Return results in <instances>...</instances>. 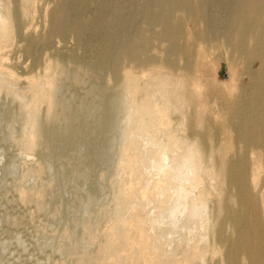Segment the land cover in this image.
Segmentation results:
<instances>
[{
	"label": "bare ground",
	"instance_id": "1",
	"mask_svg": "<svg viewBox=\"0 0 264 264\" xmlns=\"http://www.w3.org/2000/svg\"><path fill=\"white\" fill-rule=\"evenodd\" d=\"M216 1L228 17L219 27ZM123 2L118 56L104 75L85 69L90 87L109 84L114 63L140 71L126 67L115 90L98 89L102 107L84 127L77 120L89 113L78 117L49 65L34 76L10 62L8 48L29 36L34 0H0V264H264V0ZM64 16L52 20L55 35L83 30ZM209 43L241 59L250 79L212 89L213 102ZM18 122L26 127L16 132ZM119 128L128 133L113 164L114 212L80 210L95 182L84 173L78 184V137L89 133L87 155L104 160L112 145L100 133Z\"/></svg>",
	"mask_w": 264,
	"mask_h": 264
},
{
	"label": "rangeland",
	"instance_id": "2",
	"mask_svg": "<svg viewBox=\"0 0 264 264\" xmlns=\"http://www.w3.org/2000/svg\"><path fill=\"white\" fill-rule=\"evenodd\" d=\"M101 1L104 3H102ZM115 5H116V10L114 8ZM124 5H125V2H123V0H34V10L35 11L33 10L34 12L32 13V19H31L32 28L30 29L31 31L29 30L30 32L28 31V35H29L28 38H25L22 42L18 44H16L15 42L14 45L9 47L7 51L9 58H11L10 62L12 61V63L15 62L14 64H18V66L20 67L19 70L25 69L26 71L32 72L31 75L37 76L38 74L42 72V70L45 68L46 65H49V73L51 75L54 74L56 77L54 79L55 84H57L59 87L61 86V89L58 90V92L62 93L64 92L62 90H65V92L67 93L65 95L67 97L69 96L68 98L71 99L70 101L73 105V108L75 110L78 109L77 111H80L77 113L78 115L83 113L82 116H84L85 112H87V114L89 113L90 116L92 115L91 117H89V114H88V117L85 118L87 116V114L85 113L86 115L84 118L86 120L81 118L82 117L81 115L78 116L82 120L79 119L77 121H79V123L82 121V124L83 125L85 124L84 127H89L88 126L89 124L94 123L93 122L95 119L94 115H97L99 113L98 110H100L102 107L101 105L100 106L97 105V102L99 101V97H100L99 93L103 92L107 86H110L111 88L113 87V89L115 90L116 87L119 85L118 81L121 79L120 78L121 77L120 75L122 74L121 72L126 67L127 68H129V66L134 67V71L136 72L140 71L139 68L135 67L134 65H130L127 62H119L118 64L113 62L115 65L119 67L118 74L113 76L114 79L113 77H111L109 84H107L105 81L102 80L101 81L102 83L101 82L96 83L95 86L90 87V85L93 84V82L91 81L92 79L88 77L89 76L87 74L88 71L85 69L86 67L88 70L96 71L93 73L97 75L98 74L104 75L107 72V65H108L107 62L110 60V57L116 55V53L117 55L114 57L118 56L119 54V52L117 51L118 50L117 47L119 45L118 44L119 43V37H118L119 32L118 31L120 27L117 22L118 21L117 15H118V10L121 8V6L123 8ZM212 6L213 7H211V12H210L211 25L212 26L214 25V27L222 26L227 21V18H228L226 16L227 14L225 13V9L223 12L220 7V4L217 3V1ZM133 9H136V8L133 7ZM58 13L65 15L64 18L68 20L70 23L78 21L82 27L84 26L83 30L81 29L82 32L80 31L77 34L74 31L69 30L64 35H61V36L55 35V33L51 31V27H52V20L55 18L56 14ZM125 25H128V23H125ZM50 33L52 34V36L49 37V35H51ZM45 37L47 39H45ZM42 39L45 41V44L41 43ZM212 44L209 43L205 45V48L212 50V51L210 50L211 51L210 55H209V50H208L207 56L209 58L208 60L211 62L210 63V66H211L210 67V73H211L210 77L212 80L211 82H214V83L211 84L209 80L205 84V87L207 88L206 93L208 96V100L210 102H213L214 100L213 90L215 88H223V86H226L230 84L231 82L236 83V84L242 83L245 85L250 83L249 76H247V74H245L243 71L242 60L239 59L236 55L228 53L224 49L223 46H221L222 47L221 49L220 46H214ZM153 45L155 46H153L152 50L153 51L158 50L154 52H156V54H158L159 56H163L162 55L163 53L161 52L162 50L161 46L158 44H153ZM211 46H213V48ZM223 49L224 51L227 52V54L223 51ZM26 52H29L31 56H28ZM159 53H161V55ZM71 56H74V57H71ZM69 58H71V60H69ZM72 58H74L75 60L74 59L72 60ZM73 62H79V64H81V68L77 69L75 67V64H73ZM125 63L127 65H125ZM56 64L59 67H58V70L55 72L54 65ZM76 71H78V73ZM76 75L79 77H76ZM231 76L232 77L234 76L235 78L233 77V79L235 80L232 81ZM214 78L216 80H214ZM68 81L70 83H68ZM217 81L219 83H216ZM63 82H64V85H62ZM65 82L66 84L68 83L67 86ZM219 84L221 87L219 86ZM68 85L70 86L68 87ZM96 85H97V89H96ZM212 85L213 86L215 85V87H212ZM87 93L88 94L90 93V95H87ZM114 93L117 94L116 91ZM92 96L93 98H96V100L93 99ZM72 97H74V99H72ZM75 99H76V103L74 101ZM81 103H84V104H81ZM93 103H96V104L92 105ZM82 105L84 106V108H82L83 107ZM85 108H87L88 110ZM92 108H94L95 110ZM90 111H92L93 113H91ZM89 119H91L92 121L90 122ZM119 119H120L121 124L125 123V120L122 117V115L119 117ZM87 121L88 123H86ZM25 127H26L25 125H21L20 122H18L15 125V131L17 132L18 130L20 131L24 130ZM133 132L134 130H131V133ZM84 133L80 134L77 140L78 146H79L78 149L82 150L81 153L78 154L77 157H75L79 163L78 168H79L80 175L78 176V184L80 185V188L83 189L86 185H83L84 178L82 174L90 173L92 179L95 182V186H93L91 188L92 190L90 189V191L89 190L85 191L84 189L85 192L81 193L82 201L80 204L77 202L76 206L80 210L89 208L90 211H92V214L94 215L99 214V212L101 211H105V212L113 214L114 209H115V203H114L115 199L113 197L114 192L115 190H117L119 184L121 183L120 178L117 176V171L114 170L113 168V164L118 158L117 156L118 148L119 149L122 148V143L126 140L128 132L119 128L118 131L107 129L105 133L104 131L100 133L101 134L100 136L104 140L110 141L112 145V147L110 148L109 157L105 158L104 160L100 159L99 156L97 155L96 156L87 155L86 152L89 149L88 142L90 140V134L85 133L84 135ZM85 136L86 138H84ZM101 146L102 145L100 144H98V146L96 145V149L98 150L97 152H100V153L103 152V149ZM97 147H100V148H97ZM95 160L98 162H96ZM102 173L105 174V178L101 180L100 176ZM67 180H69V175L68 174H66L65 176L62 175L60 183L63 185L67 183ZM101 184L104 186V188H101ZM65 199H64L65 201L63 203V206L68 205V203L72 204L71 202L72 199L70 195L67 194L65 196Z\"/></svg>",
	"mask_w": 264,
	"mask_h": 264
}]
</instances>
